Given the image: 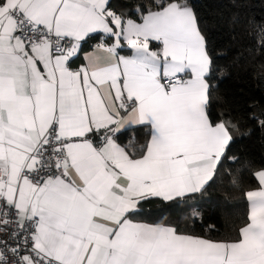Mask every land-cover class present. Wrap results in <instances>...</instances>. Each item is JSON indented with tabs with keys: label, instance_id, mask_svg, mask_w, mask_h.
Listing matches in <instances>:
<instances>
[{
	"label": "snow or ice",
	"instance_id": "6c2138e0",
	"mask_svg": "<svg viewBox=\"0 0 264 264\" xmlns=\"http://www.w3.org/2000/svg\"><path fill=\"white\" fill-rule=\"evenodd\" d=\"M134 12L0 0V264H264V168L230 238L137 218L238 157L236 125L208 111L213 59L187 0ZM131 127L148 130L139 147L119 142Z\"/></svg>",
	"mask_w": 264,
	"mask_h": 264
},
{
	"label": "trees",
	"instance_id": "16d2710c",
	"mask_svg": "<svg viewBox=\"0 0 264 264\" xmlns=\"http://www.w3.org/2000/svg\"><path fill=\"white\" fill-rule=\"evenodd\" d=\"M144 2L109 0L110 7L132 18L134 9ZM187 2L213 59L208 111L214 121L223 119L236 125L231 129L234 142L228 156H237L238 160L229 163L226 158L202 193L171 202L152 199L142 205L137 218L178 225L184 231L213 239L230 238L246 222L248 202L244 194L257 187L253 173L264 168V127L259 126L264 113V46L259 36L264 29V0ZM95 43L96 39H89L82 47L87 51ZM147 132L144 127L128 128L119 142L131 141L139 147ZM193 212L198 214L195 222Z\"/></svg>",
	"mask_w": 264,
	"mask_h": 264
},
{
	"label": "crops",
	"instance_id": "0c3cea01",
	"mask_svg": "<svg viewBox=\"0 0 264 264\" xmlns=\"http://www.w3.org/2000/svg\"><path fill=\"white\" fill-rule=\"evenodd\" d=\"M90 50V49H89ZM88 51V50H87ZM121 54H128V51H121ZM75 61V60H74ZM81 63V60L78 59L77 61L74 62V64H79ZM254 189V188H253ZM252 190V189H251ZM248 210H249V205H248Z\"/></svg>",
	"mask_w": 264,
	"mask_h": 264
},
{
	"label": "built area",
	"instance_id": "2783aa9c",
	"mask_svg": "<svg viewBox=\"0 0 264 264\" xmlns=\"http://www.w3.org/2000/svg\"><path fill=\"white\" fill-rule=\"evenodd\" d=\"M9 264H10V258H9Z\"/></svg>",
	"mask_w": 264,
	"mask_h": 264
}]
</instances>
